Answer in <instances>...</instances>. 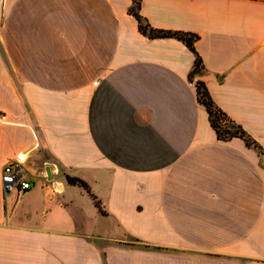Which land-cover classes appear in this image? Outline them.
<instances>
[{"label": "crops", "instance_id": "0c3cea01", "mask_svg": "<svg viewBox=\"0 0 264 264\" xmlns=\"http://www.w3.org/2000/svg\"><path fill=\"white\" fill-rule=\"evenodd\" d=\"M132 3L1 1L0 264H264V0L141 1L198 73ZM198 81L260 148L218 139Z\"/></svg>", "mask_w": 264, "mask_h": 264}, {"label": "trees", "instance_id": "16d2710c", "mask_svg": "<svg viewBox=\"0 0 264 264\" xmlns=\"http://www.w3.org/2000/svg\"><path fill=\"white\" fill-rule=\"evenodd\" d=\"M132 1L133 3L129 8V13L136 18L139 30L144 35L151 38L173 37L183 41L196 55L193 72L198 73L204 68L202 57L195 49V42L199 39L198 34L181 30L155 28L141 13L142 0ZM196 87L198 99L205 105L209 114L210 124L214 128L218 139L228 141L234 137H239L245 141L246 145L260 148L257 142L247 133L243 126L231 118L226 111L216 104L204 82L198 81ZM67 180L71 184H77L88 188L86 182L81 178L67 176Z\"/></svg>", "mask_w": 264, "mask_h": 264}, {"label": "built area", "instance_id": "2783aa9c", "mask_svg": "<svg viewBox=\"0 0 264 264\" xmlns=\"http://www.w3.org/2000/svg\"><path fill=\"white\" fill-rule=\"evenodd\" d=\"M26 161V153L20 151L16 153L12 161L3 167L1 185L5 194L15 190L21 195L32 188V182L24 176V164Z\"/></svg>", "mask_w": 264, "mask_h": 264}, {"label": "rangeland", "instance_id": "374dc122", "mask_svg": "<svg viewBox=\"0 0 264 264\" xmlns=\"http://www.w3.org/2000/svg\"><path fill=\"white\" fill-rule=\"evenodd\" d=\"M1 1L2 0H0V15L3 13L2 12V7H1ZM1 25H2V23L0 22V30H1ZM12 74H13V76H14V78H15V72H12ZM15 80V79H14Z\"/></svg>", "mask_w": 264, "mask_h": 264}]
</instances>
